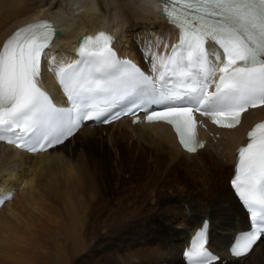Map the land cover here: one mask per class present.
Segmentation results:
<instances>
[{"label":"bare ground","instance_id":"obj_1","mask_svg":"<svg viewBox=\"0 0 264 264\" xmlns=\"http://www.w3.org/2000/svg\"><path fill=\"white\" fill-rule=\"evenodd\" d=\"M62 1L64 5L59 0H0V45L13 29L45 18L53 21L59 32L52 49H47L48 63L75 50V41L81 35L97 32L111 36V45L117 53L148 70L145 48L149 42L156 46L154 50L161 51L176 40L174 30L157 13V0H112L111 5L116 2L119 7L109 17L100 0L95 3L85 0L80 7L72 4L74 0ZM137 30L145 33L146 39L133 34ZM51 53L55 56H49ZM45 70L54 72L46 65ZM49 73L43 75L44 85L56 93V87L47 81ZM262 118L264 106L246 112L239 126L230 131L205 125L206 144L191 155L179 149L168 127L159 123L132 126L125 119L103 127L84 124L61 145L35 155L0 144V194L11 193L10 200L0 207V264H67L68 258L74 264H97L99 253H104L100 230L110 236L111 230H118L119 234L130 227L123 220L133 213L121 210L120 205L116 210L110 207L109 213H97L96 222H92L95 214L89 220L86 201L90 196L92 200H100V188L108 179L89 169L79 172L72 166L74 158L87 148L107 154L105 139L119 156L109 168L117 171L116 176H110L118 181L123 170L122 156L128 154L133 158L131 168L137 166V160L147 158L156 162L159 168L155 167L156 172L161 173L160 169L168 165L162 179L165 182L179 171L192 182L177 197L165 194L162 185L155 184L151 199L157 217L150 213L148 220L144 213L142 216L132 211L140 222L130 239L127 233L122 236L123 241L116 243L118 247L144 243L145 254L157 255L170 245L173 257L168 264H184L180 259L183 245L193 229L208 219V247L219 256L215 264H264V238L243 258L230 259L226 255V245L234 234L248 229L245 214L228 187L234 151L244 142L246 128ZM158 179L161 180L159 176ZM145 206L142 205V210ZM158 241L161 246L156 245ZM107 246L115 249L111 242ZM104 250L106 253L108 248ZM138 255L142 257L143 253ZM111 258L107 256L104 260L111 264ZM160 258L153 263L160 264Z\"/></svg>","mask_w":264,"mask_h":264},{"label":"snow or ice","instance_id":"obj_2","mask_svg":"<svg viewBox=\"0 0 264 264\" xmlns=\"http://www.w3.org/2000/svg\"><path fill=\"white\" fill-rule=\"evenodd\" d=\"M163 2L177 43L161 52L149 42L147 72L118 60L105 33L83 38L77 62L52 68L69 107L54 103L40 86L42 57L55 35L51 24L16 31L0 49V141L43 151L63 143L85 121L110 123L143 112L149 122L172 125L183 147L194 152L202 147L194 113L234 128L242 113L264 106V0ZM209 44L220 50L214 64ZM124 101L128 108L115 111ZM231 183L254 226L233 249L240 256L264 234V123L239 148ZM202 237L195 254L210 260Z\"/></svg>","mask_w":264,"mask_h":264},{"label":"rangeland","instance_id":"obj_3","mask_svg":"<svg viewBox=\"0 0 264 264\" xmlns=\"http://www.w3.org/2000/svg\"><path fill=\"white\" fill-rule=\"evenodd\" d=\"M59 1L63 3L62 0H59ZM84 1L85 0H79V3H78V0H74V3L72 4L80 7L84 4ZM91 1L95 3L98 0H91ZM100 1L102 2V6H104L105 11L107 12V17H109L110 12L111 13L115 12L119 7V4L116 2L111 5L112 0H100ZM64 4L65 3H63L62 5ZM115 7L117 9H114ZM133 34H135L136 36L138 35L137 37L141 36V39H144V38L146 39L145 33L141 32V30H137L133 32ZM105 141H106L107 149L109 150L107 154L104 152L98 151V150L87 148L85 152L83 151L82 155L75 157L74 160L72 161V166L74 167L75 170L80 172V170L89 169L88 171L93 172V174L95 173L98 175H102V178L104 180L105 178L108 179L106 180L105 186L102 185L100 188V193H101L99 194L101 195L99 197L100 200L98 198H95L94 200H92V197L90 196L88 198L89 200L87 199L86 201V203L89 202V205L87 206L88 207L87 210L90 212L89 220L92 218V214L93 215L95 214L92 218V222L97 221L96 219L97 213L98 214L109 213L110 207L113 208L114 210L115 208H118L119 205L123 206L121 210H125V211L128 210L129 214H132V213L134 214L135 212H132V211H136L139 215L143 216V213H144L145 216L148 217V220H150V215H155L157 217V214L155 213V210L153 208L154 207L153 202L151 199V192H155L154 189L156 188V185L158 186V184L159 185L161 184L162 188H164V193L171 195L173 197L179 196L178 194L182 192V190H184L185 187L191 186L190 184H192V182L190 181V178L187 175H185L183 171L177 172L176 175L170 178L169 180H167V182L162 180L164 176L163 174L167 172L168 165H165L162 169H160L161 173L156 172L155 167H157V164L156 162L153 163L151 159H147V158L139 159L137 160V166L135 168H131L132 163H133V158L131 155H128V154H124L122 156L123 157V162H122L123 170H121V173H122L120 177L121 180L118 181L116 178L114 179L113 177L116 176L117 171L115 170L114 172L113 170H110L109 168L111 167V165L113 164L115 165L116 160L119 156L115 153V150L112 151L113 149L109 147V143L107 139H105ZM78 142H80V139L77 140V143ZM131 159H132V163H131ZM108 161L109 162L112 161L110 165L108 164L109 163ZM99 173H102V174H99ZM110 175H112L113 177ZM158 176L161 178V180L158 179ZM110 177L113 178L114 180L112 179L110 180ZM204 190H202L201 192H203ZM92 193L93 192L90 191L91 195ZM135 204L137 205V207L134 206ZM144 204H146L144 208L145 210H142L141 207ZM134 207H135V210H134ZM130 208L132 210H130ZM150 209L151 210L153 209V211H151ZM128 213H126V216ZM133 214L130 216H127L125 220H123V222L126 224L128 223L130 227L126 228L124 231L122 230L119 234H117L118 230H115V231L111 230L108 233L111 235L110 236L108 235L109 236L108 237L107 235H103V234H106L104 233V231L100 230L99 233L101 234L100 237L102 240L101 242L100 241L98 242L103 244L102 252L104 253L100 252L101 253L100 254L98 252L99 262L97 264H108V262L104 260V258H106L107 256H111L113 258V261L111 262V264H154L153 261L157 260L160 257H161L159 259L160 264H168L167 261L171 260V258L173 257V252H172V248L170 247V245L167 246L166 250H162V249L159 250L158 251L159 254L157 255L150 254V253L145 254L144 252L147 247L144 246L145 245L144 243L142 244V246L134 245V246H123L122 248L120 246L118 247V244L116 243H121L123 241L122 238L124 237V234L126 233H127L126 235L128 236V239H130L129 236L134 235L132 231L136 228V226L140 222L138 218L136 217L134 218ZM141 218L143 219V217ZM105 236H107V238ZM94 237L98 238V235H94ZM114 238L116 242L113 240ZM159 241L163 243V240H159ZM159 241L156 243L157 246H161V243ZM108 242H111L112 244H114L115 249L110 250V248L107 246ZM135 247H138L137 248L138 251L136 250ZM103 248L104 249L108 248L106 253ZM139 252L143 253L142 257H139L138 255ZM104 254L106 256H104ZM71 263L74 264V261L71 262V259L68 258L67 264H71Z\"/></svg>","mask_w":264,"mask_h":264}]
</instances>
